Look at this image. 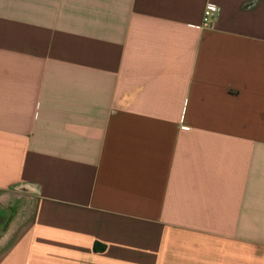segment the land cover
<instances>
[{"label": "crops", "instance_id": "0c3cea01", "mask_svg": "<svg viewBox=\"0 0 264 264\" xmlns=\"http://www.w3.org/2000/svg\"><path fill=\"white\" fill-rule=\"evenodd\" d=\"M0 264H264V0H0Z\"/></svg>", "mask_w": 264, "mask_h": 264}, {"label": "built area", "instance_id": "2783aa9c", "mask_svg": "<svg viewBox=\"0 0 264 264\" xmlns=\"http://www.w3.org/2000/svg\"><path fill=\"white\" fill-rule=\"evenodd\" d=\"M217 11V8L213 4H207L204 11H203V17H202V27L203 28H210L212 26L215 13ZM184 130H187L188 127H183Z\"/></svg>", "mask_w": 264, "mask_h": 264}, {"label": "rangeland", "instance_id": "374dc122", "mask_svg": "<svg viewBox=\"0 0 264 264\" xmlns=\"http://www.w3.org/2000/svg\"><path fill=\"white\" fill-rule=\"evenodd\" d=\"M183 129V128H182ZM184 130V129H183ZM187 130H189V128L187 129Z\"/></svg>", "mask_w": 264, "mask_h": 264}]
</instances>
